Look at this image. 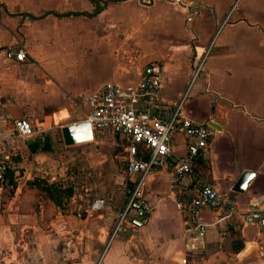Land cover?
Segmentation results:
<instances>
[{
	"label": "crops",
	"instance_id": "1",
	"mask_svg": "<svg viewBox=\"0 0 264 264\" xmlns=\"http://www.w3.org/2000/svg\"><path fill=\"white\" fill-rule=\"evenodd\" d=\"M9 48L23 50L25 60L9 57ZM154 63L159 97L182 100L185 116L217 129L209 126L207 151L190 173L174 175L171 158L147 176V224L104 247L98 238L130 190L127 142L92 133L91 141L67 146L61 129L87 120L105 83L128 95ZM18 119L29 122L32 136L15 132ZM172 146L174 156L185 155L181 134ZM119 147L122 166L115 167ZM0 154L31 171L26 189L13 192L26 203L0 214V264H258L264 226L242 216L264 209V0H0ZM68 166L73 172H64ZM244 171L255 175L242 193L231 191ZM35 178L44 186L73 181L69 211L49 207ZM205 182L230 210L181 213L177 202ZM96 199L104 208L88 211ZM195 220L205 227L202 239Z\"/></svg>",
	"mask_w": 264,
	"mask_h": 264
},
{
	"label": "built area",
	"instance_id": "2",
	"mask_svg": "<svg viewBox=\"0 0 264 264\" xmlns=\"http://www.w3.org/2000/svg\"><path fill=\"white\" fill-rule=\"evenodd\" d=\"M7 55L18 62L25 60L21 49L14 52L9 48ZM201 62L197 64L194 75L200 71ZM160 79V66L154 63L132 93L126 95L119 86L105 83L92 98L86 120L92 133L113 134L127 142L125 173L130 181V190L123 208L116 213L106 245L121 233L135 232L147 224L152 209L145 198L146 178L155 168L172 158L174 175L190 173L191 162L208 148L210 127L185 116L182 100L164 102L159 97ZM14 129L19 136L30 137L33 134L31 125L25 119L15 120ZM176 134L182 135L186 148L185 155L179 158L174 156L172 146ZM7 161V157L0 154V185L8 170ZM104 205L103 199H96L88 206V211L102 210ZM203 208L230 210L227 197L206 182L194 189L190 199L177 202V209L190 216H196ZM242 218L246 223L264 226V209L245 212ZM193 233L196 238L202 239L204 225L195 220Z\"/></svg>",
	"mask_w": 264,
	"mask_h": 264
},
{
	"label": "rangeland",
	"instance_id": "3",
	"mask_svg": "<svg viewBox=\"0 0 264 264\" xmlns=\"http://www.w3.org/2000/svg\"><path fill=\"white\" fill-rule=\"evenodd\" d=\"M113 139V138H112ZM115 154V167H121L122 166V162H120L119 158L120 156H122V150L121 148H117L114 151ZM15 159L13 160V156L11 155V160L9 157L8 160V171L7 174L4 178V181L1 185V189H0V214H2L3 210L7 209L10 205L13 206V208H15L16 206H18V204H25V198L24 197H19L18 199H13V192L15 189V185H19L22 186L23 188L26 189V177L31 174L30 169L28 170V168L24 167V168H19L17 164H15ZM100 168V166H99ZM64 172H73V167L72 166H68ZM15 177H19L21 178V180L15 182L14 178ZM36 180L34 182H36V184L41 186L42 190H45V197L44 200L46 201L47 204H49V207H53L55 203H57L61 209H64L66 211H69V197L72 195L73 193V186H74V182L73 181H53L51 182L50 186L47 185H43V181L39 178H35ZM38 180V181H37ZM21 181V182H20ZM16 183V184H15ZM45 184V183H44ZM103 184V182H102ZM101 191H104L105 187L101 185V187H98ZM50 191V193H49ZM52 191V192H51ZM90 204V203H89ZM88 204V205H89ZM87 205V206H88ZM13 209H9L7 216H9L11 219L17 221V214H15V211H12ZM22 210V209H20ZM20 237V236H19ZM98 238V237H97ZM106 239H107V232H105L104 234V239L100 241V239L98 238V241L102 244V246H106ZM25 246L23 245V247H19L21 248L22 252H25L26 249L24 248ZM257 253V255L259 256V262L258 264H264V244L262 245H258V247H256V249H254ZM21 256V255H20ZM23 258H25V256H23Z\"/></svg>",
	"mask_w": 264,
	"mask_h": 264
},
{
	"label": "water",
	"instance_id": "4",
	"mask_svg": "<svg viewBox=\"0 0 264 264\" xmlns=\"http://www.w3.org/2000/svg\"><path fill=\"white\" fill-rule=\"evenodd\" d=\"M208 124L212 128L217 129V126L214 123L208 122ZM61 136L64 144L67 146L86 143L91 141L93 138L90 124L87 121L63 127L61 129ZM254 175L255 174L253 172H242L232 186L231 191L242 193L245 190L247 183L253 178Z\"/></svg>",
	"mask_w": 264,
	"mask_h": 264
},
{
	"label": "trees",
	"instance_id": "5",
	"mask_svg": "<svg viewBox=\"0 0 264 264\" xmlns=\"http://www.w3.org/2000/svg\"><path fill=\"white\" fill-rule=\"evenodd\" d=\"M44 151H49V147L47 146L46 148H42ZM31 151H34V148L33 147H31Z\"/></svg>",
	"mask_w": 264,
	"mask_h": 264
},
{
	"label": "bare ground",
	"instance_id": "6",
	"mask_svg": "<svg viewBox=\"0 0 264 264\" xmlns=\"http://www.w3.org/2000/svg\"><path fill=\"white\" fill-rule=\"evenodd\" d=\"M250 247V246H249Z\"/></svg>",
	"mask_w": 264,
	"mask_h": 264
}]
</instances>
